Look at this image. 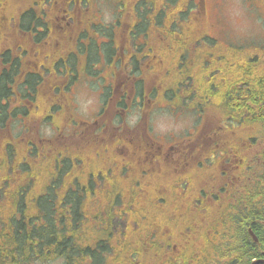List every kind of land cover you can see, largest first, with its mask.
Returning a JSON list of instances; mask_svg holds the SVG:
<instances>
[{"label":"trees","instance_id":"obj_1","mask_svg":"<svg viewBox=\"0 0 264 264\" xmlns=\"http://www.w3.org/2000/svg\"><path fill=\"white\" fill-rule=\"evenodd\" d=\"M11 3L14 7L21 5L22 0H12ZM2 5L3 0H0V10ZM14 16L20 29H25L26 24H32L37 18L34 9L32 11L25 9L20 14L14 13ZM8 22H10V18H8ZM31 34L35 40L40 39L38 37L39 32ZM0 37H4V35L0 34ZM257 54H254L252 60H248L250 56L242 54L235 64L228 66V69H236L240 71L238 78L252 81L254 89L250 91L253 92L255 98H260L262 101L264 100V55L259 59V57H256ZM54 63L58 70L61 68L63 72H66L68 80L71 82V77L73 76L71 68L64 61L56 60ZM53 69V67L48 66L47 70ZM249 70L252 71V74L248 73ZM12 74L10 73V76ZM38 76L42 75L38 72H31L26 75V78L30 79L33 84L37 82ZM7 78L8 76L5 75V79L0 84L2 93L6 91L4 88ZM24 84L31 85L27 82ZM38 96L39 94H36L32 98L31 103H37ZM238 108L239 106L237 105L229 108L227 117L233 118ZM247 112L244 111L245 114ZM249 117H252V120H256V133L261 134V136L255 137L251 143L250 149L254 153L247 157V165L250 173L258 170L256 175L259 176L264 174V171H259L260 167H264V109L252 111ZM42 119H46V117L43 116ZM228 121L230 120H224L222 124L227 127L226 122ZM212 133L213 136L206 138L207 142L203 149L200 147L194 148L191 141H186L184 142L186 144L185 149H182V152L178 154L182 155V161L186 162L188 166L197 167L200 172L206 174L212 180L211 185L213 186L218 183L216 178H211L210 176L218 177V167L208 163L206 155L214 147V141L210 142L209 140H214V136L218 134L216 125ZM126 136L125 134L123 135L124 138ZM115 143V141L112 142V146ZM34 150H36V147H34ZM199 150H204L202 156L198 154ZM113 154L114 156H119V153L114 150ZM51 160L52 156L48 159V162H51ZM63 164L68 165L70 161L65 159ZM120 169L125 172L126 166H120ZM235 170L241 171V175H246V172L241 167L240 171L239 169ZM135 171V175L131 176L125 186L116 185L111 189H83L78 187L71 190L70 185L64 181L62 182V179L59 181L60 186H58L56 180H53L47 187L51 189L58 186L57 190L55 189L58 194L61 190L79 193L80 200L85 205V212L86 205L94 204L96 210L90 214L86 213L88 219L96 224L94 234L91 236L85 235L80 228V234L76 237L70 226L66 224L69 218L64 216L61 220H55L54 215L57 212L54 210H52L53 215H50L49 211L47 212L45 217L47 225L36 228L38 224H41V216L36 217L37 220L35 221L37 222H32L31 218L27 220L26 211L20 205V211H16L15 214L20 213L22 215L21 219H16L18 218L16 216L13 218L6 216L4 220L5 223L10 225V232H12L10 234V245L14 246V252L8 254L10 263L20 264L23 261L28 262L33 259L35 254H38L42 260H46L48 256H62L66 259L67 264H74L75 259H86L88 256H94L96 264H200L201 260H198L197 256H195V252L199 247L191 246L189 248V245L195 239L190 238L188 234L191 232L199 233L206 224L214 225L222 233L221 236L209 243V247L225 250L233 239L238 244L249 245L244 249L246 253L244 254L245 260L251 262L260 256L259 248L250 239L247 228L252 227L256 234L261 236V242L264 245V236L261 235L263 228L260 223H255L260 218L264 219V209H257L259 204L264 201V194H261L262 199L255 204V208L245 202L237 207H234L233 204L225 205L223 202L225 207L221 206L220 211L218 204L222 195L201 190L199 185L197 186L196 181L190 187L182 184L175 188L174 191L161 185H154L150 189L152 184L150 173L145 174L144 169L141 167V177L139 178L137 176L138 169L135 168ZM26 174L28 177L32 174V167L26 171ZM14 178H18V175L10 171V168L7 167L0 157V197L9 199L34 197L31 194H21L12 185ZM104 178L107 180L106 177ZM173 180L174 182L178 180L192 182V178L186 173L176 176ZM160 181H163V179H160ZM247 186L250 187L253 184L248 183ZM242 187L247 188L245 184ZM58 188H61V190H58ZM179 190H181V193H178ZM226 193L229 197L232 196L229 189H227ZM37 197L44 198L45 196L38 195ZM68 197H73V195ZM252 199L251 196H248L245 200ZM69 201L75 214H77L79 209L76 211L75 205L78 203L79 208V200L74 197ZM42 203H44L43 200ZM50 203L54 205L52 202ZM38 205L41 206V204ZM47 206L50 207V205ZM80 207L83 208L81 203ZM4 208V206L0 205V215L7 214ZM78 221L79 224L87 223L83 213L80 214ZM0 224H3L1 219ZM7 230L8 228L5 227L0 231L1 240L3 236L8 237L9 231ZM226 231H229L231 236L226 235ZM234 233L236 235L233 238ZM201 237L199 234V238ZM77 240L79 243H77ZM88 241L94 246H100V250L86 252L85 245H87ZM175 244L176 248H174ZM1 252L6 253L5 251ZM239 254L243 255L242 251ZM4 257L5 255L0 254V260H3ZM19 258H23V260H18ZM189 258H193L195 263H191Z\"/></svg>","mask_w":264,"mask_h":264},{"label":"flooded vegetation","instance_id":"obj_2","mask_svg":"<svg viewBox=\"0 0 264 264\" xmlns=\"http://www.w3.org/2000/svg\"><path fill=\"white\" fill-rule=\"evenodd\" d=\"M56 0H43L42 2H45V6H42L41 8V15L40 18L44 21L43 25L40 26L38 29L40 34H42L43 37H39V40H35L34 38L30 39H24L23 41H19L14 39L13 37L5 36L9 32L5 31V26H2L0 28V34L4 35V37H0V84L2 83L3 79H5V75L8 76L7 82L5 84V92L2 93L0 89V146L7 148L10 143V137L7 133L8 128L10 129V124L13 120H21L25 121L28 124H31L32 122H35L32 118V111L31 109H37L38 108V101L37 103H31L32 98L36 94H40V91L42 89L41 83L42 81L39 79L40 76H38V80L34 85V92H30V87L32 85L24 84V87L21 91H17V95L15 97L16 100H20L21 102H10V99H14V95L10 96V88L11 92L14 91L16 88L17 82H23V83H29L32 84V81L28 78H26V75L31 72H38L41 75L49 76V77H56L58 81V86L55 88V92L66 95V91L70 88L72 83H75V78H78L75 76L74 71L71 70L73 76L71 77V82L68 80L66 72L60 68L58 70L56 68V64L54 63L56 60L59 61H66L69 62V55L71 54L70 49L72 48V40L71 43L67 42L68 34L71 30L75 29L74 25H67L64 27L63 31L58 30L53 24H49V18L48 13L46 12V6L53 3ZM89 0H79L81 5L84 6V2ZM162 0H125L124 1V15L123 18L126 22V24H130L128 29V41L130 42V49L126 50V53L121 56L119 54V48H112L114 45V40L116 35H121L119 32H115L113 30V44L108 49V54H103L102 56L106 57V64L109 67H113L112 74L110 79L114 77V71L118 68V65L123 60L125 62H128L129 66L133 68V71L140 70L141 75L136 76L135 74H130L129 69L127 70V74L125 79L129 83V86L127 88V91L125 92L126 97L129 96L132 97L133 105H137V109H142V105L139 103V101L143 100L146 92H145V86H140L141 81H145L146 78H153L158 76V69L157 65L149 64L147 63L146 68H143L140 66V61L145 56L144 51L141 49H137L133 41L132 32H134L137 27L146 20H149V24L152 25L153 28V36L159 37L163 35V32L166 33V30L173 28L174 23L176 21V17L180 16L182 12L185 11L184 7L179 6L181 0H176L173 7H169L167 10L164 11V17L161 21V23L158 20V15L160 13L159 9L160 7L154 5L156 2H159ZM35 4L41 3V0H35ZM61 4H67L70 8L73 7L74 4H76V0H61ZM133 3V4H132ZM147 3H153V5H148ZM132 4V5H131ZM141 4V5H139ZM190 1L186 4L189 8ZM3 6H10V8L13 7L12 3L3 2ZM3 10V9H2ZM198 14H201L200 16ZM204 12L201 10V6L198 3L197 10L194 14H192L191 17H189L187 22V27L189 28V22L192 19H197L200 22V25L204 24L203 22V16ZM198 15V16H196ZM37 17V16H36ZM182 19V18H181ZM15 22L13 21L12 24ZM12 24L10 25V28L8 30L10 31V34L12 35L14 30L12 29ZM161 24V25H160ZM16 25V23H15ZM30 25H33L30 24ZM32 30V28H30ZM36 32V31H35ZM85 35V31L82 32L79 36ZM79 36L76 38L78 39ZM109 38V37H108ZM111 43V42H108ZM124 45V41L122 42ZM191 49L199 53L198 50H196V47L193 45L191 46ZM234 52V50H232ZM13 53H22V55L19 56L20 60L12 59ZM236 54V52H234ZM41 55H43L46 58L45 64H40V58ZM151 58V56H147ZM225 58V61L227 63H230L231 60L228 59V57L225 55L223 56ZM199 58L202 60V62L206 63L207 61H211V58H206V55L199 56ZM48 66L53 67V70L48 71ZM208 66V65H206ZM10 73H13L10 76ZM248 73L252 74V71H249ZM194 77L197 78L196 73L193 74ZM11 77V81H10ZM203 77L207 78V74L203 75ZM198 79V78H197ZM199 80V79H198ZM208 80L210 81L209 88L212 92L216 94V96H219L220 98L224 99L226 102V105H229L231 107L239 106L237 115H239V111L246 109L247 115L252 112L255 109H264V100L261 101L260 98H255L254 94L251 90V87L248 86V82L244 79L242 81L244 82V85H241L238 83L240 80L239 78L233 79L228 81V78L220 74L217 77L213 79V74L208 75ZM118 80L115 82V92L111 95L109 101L106 103L108 104L110 100H115L116 105L112 107L115 111L120 110V98L119 93L116 91ZM202 84V83H201ZM147 92H151V87H147ZM206 88V84H202V89ZM111 94L110 86L108 87V92L106 96L105 102L108 100L109 95ZM20 95V97H18ZM200 96L204 99V105H206L209 101L212 100V98H208L207 91L203 90L200 92ZM39 98V96H38ZM104 102V103H105ZM236 103V104H235ZM57 104V103H56ZM60 110V105L57 104ZM15 111H17L15 113ZM106 111L105 108H103L102 112L97 117V124L94 123H84L81 125V122L78 120H73L70 125L73 127V135L76 138L86 139L90 136V132L94 129V125L98 126L101 123V119L105 115ZM73 116V115H72ZM119 119H121L119 117ZM241 119V117H239ZM122 120V119H121ZM217 119L214 121L217 123ZM143 121L140 119V121L137 123L135 127V134L131 137L126 136L123 137V132L121 131V127L124 125H117L113 126L112 133L110 140L111 142H116L113 146L111 143L112 150L117 151L119 153V156H115V159L113 163L118 162L117 168H120V166H123L126 164L127 157H130L133 161V166L127 167L125 172L121 169V176L125 180H130L131 176L129 174L133 172V175H135L136 171L135 168L138 169V173L141 171V167L144 169L145 174L150 173L151 176V183L153 184V179L156 177H162L164 182L161 185H179L184 184V181H181L180 183L174 182V174L179 173L178 176L185 173V167L188 165L186 162L182 161V155H179V152H182V149H185L186 144H172L169 150L166 151H160L155 145H153V141H149L145 139V136H148L146 131V128H143L142 123ZM24 137L22 138L24 148L28 150V152L32 153L34 151L35 145L38 144L39 141L36 140L34 137V133L31 131V129H26L23 131ZM9 136V137H5ZM213 134H201L197 140L196 145L203 149L204 145L207 142V137H211ZM250 140V137L248 138V141ZM211 141H215L217 147H222L226 149V154L223 155V160L225 164V169L221 172L223 177L226 179V183L228 185H234L237 187L236 192L232 191V196L229 197V195L225 192L222 193V198L219 200L218 208L221 211V205L223 200L226 201V204L234 205V207L239 206L241 203H247L252 207H256L254 203V193L249 191L248 188H238L237 184L240 180L243 181V179H246L245 175H241L240 171V162L238 160L239 154L238 150L236 149V146L231 144V141L229 140V137L222 136L217 134V136H214V140L210 139ZM141 142V147L144 151V154L142 155H133L130 153H127L126 150L129 148H135V146ZM42 148H46V144H40ZM53 146V144H49V146ZM245 145V143H244ZM231 146V147H230ZM129 147V148H128ZM174 148V149H173ZM49 150H51V147H48ZM199 155L202 156L204 154V150L198 151ZM128 154V155H127ZM231 157H230V156ZM184 159L186 161V158L184 156ZM215 164H218V162H215ZM222 166V165H221ZM149 168V169H148ZM235 169H239L240 172L236 171ZM153 171V172H151ZM86 173L85 169L83 168L80 172L81 177L77 180H74L70 185V189H76L78 187H81L83 189H107L106 181H91L93 174H88V181L82 182V176ZM212 180L207 177L206 174L199 172V185L201 190H206L211 193L220 194V188L218 187V184L211 185ZM126 184L122 182V186H125ZM244 185V183H243ZM247 185V184H246ZM245 185V186H246ZM187 187V185H186ZM57 187L48 188L45 187L43 190L44 198H37L36 202L40 203L41 206L38 208L41 219L40 221H44L46 226L45 217L47 215L48 211L54 210L57 213L54 215V218L56 220H61L64 216L66 218H69L67 223L71 231H73L74 235L77 237L80 234V228L81 232H83L85 235H93L94 234V228L95 223L91 222L87 214H90L96 210L94 204H88L86 205V212H85V205L80 200L79 193L74 192H68L62 191L61 188H58V190H61L60 193H56L55 189ZM57 190V189H56ZM221 191H223L221 189ZM68 192V193H67ZM69 195H73V197H68ZM221 195V194H220ZM248 196H251L252 200H245ZM76 197L79 200V208L78 203L75 205V210L77 211L79 209V212L75 214L74 209L72 208V205L70 204V201L72 198ZM42 200L44 203H42ZM21 201V199H19ZM50 202H52L54 205H52ZM0 203L7 206L6 212L7 214L4 215V217L8 216L10 218V204L11 199H2L0 198ZM80 203L83 205V208L80 207ZM47 205H51L52 207H48ZM59 205V206H55ZM77 206V207H76ZM223 206V205H222ZM224 207V206H223ZM257 209H264V201L261 206H259ZM18 210V208H17ZM66 211V213H64ZM85 216L86 224L82 223L79 224L78 218L80 214ZM87 213V214H86ZM18 218L21 217L20 214L16 215ZM263 219V218H262ZM203 220V217H202ZM10 221V220H9ZM264 222V221H263ZM63 227V226H62ZM67 227V226H64ZM68 228V227H67ZM199 234L202 236L199 238ZM221 232L211 224H206L201 228L199 233H189L188 236L192 239H195L194 242H192L189 245V248L191 246H198L199 249L195 252V256H197L198 260L200 261V264H217V260H220V264H238L239 259V253L242 251V264H247L244 260V249L249 246L248 244L244 243H236L232 239V243L230 247L224 249L215 247H209V243L211 241H214L219 236H221ZM229 234H231L229 232ZM236 235V233L233 234V238ZM261 235L264 236V226L261 232ZM8 237L10 239V232L8 233ZM260 240H261V236ZM262 241V240H261ZM77 243L78 240H77ZM0 246H4V243L1 241ZM260 246H263L262 242H260ZM264 247V246H263ZM174 248H176V244L174 245ZM170 249V248H169ZM94 250H100V246H94L89 241L87 242V245H85V251L91 252ZM1 251L7 252H14V246L12 245L10 247V243L8 245V249H2ZM79 251V250H78ZM264 251V249L262 250ZM80 252V251H79ZM0 254H3L1 252ZM92 259L93 256H88ZM5 259L7 260L4 264H10V257L8 255H5ZM189 261L191 263H195V260L193 258H189ZM264 263V262H262ZM2 264V263H0ZM75 264H78L77 262Z\"/></svg>","mask_w":264,"mask_h":264},{"label":"rangeland","instance_id":"obj_3","mask_svg":"<svg viewBox=\"0 0 264 264\" xmlns=\"http://www.w3.org/2000/svg\"><path fill=\"white\" fill-rule=\"evenodd\" d=\"M61 0H56L53 3L46 6V12L48 13L49 24H53L58 30L63 31L64 27L67 25H74L75 29L71 30L68 34L67 42H73V50L75 48L76 38L84 31H90L91 24L97 22L93 25L95 30L99 33L102 31L103 27L98 23L100 21L106 22V24H112L115 32H119L124 38V45H119V54L123 56L126 50L130 49V42L128 41V29L130 24H126L123 15L124 8L122 6V0H89L85 1L84 6L81 5L79 0H76V4L72 8L67 4H61ZM201 6V10L204 12L203 22L204 28L203 33L210 36V38L215 37L221 39L223 42H247L248 44L262 45L264 48V0H197ZM45 6V2L41 5ZM108 8H112L113 12L110 16L106 15ZM107 16V18H106ZM106 18V19H105ZM105 19V20H104ZM44 21L41 20L38 26L43 25ZM37 26V27H38ZM12 29L17 33L20 38H29L30 36L25 35L17 30V27L12 24ZM28 31V30H27ZM147 28L136 29L132 32L133 39H145L147 37ZM88 40L86 35L78 38L79 45L77 50L80 52L84 51L83 42ZM103 39L98 40V45H101ZM108 49L111 47L112 43H108ZM137 49L144 51L148 49L144 43L139 46H134ZM95 57L98 60L91 67V75L84 76L80 81L71 87V90L67 92L66 95H62L55 92V88L58 86V81L56 77H45L44 84L39 94L38 98V108L33 112L32 118L37 120L46 113L47 108L54 103L60 105V111L54 116L50 124H42L39 126L38 123L32 122L31 126L34 129L40 131L41 138H53L55 144L61 148V153L65 156L71 157L73 160L80 159L81 167H84L86 173L94 172L97 174L102 171L108 174V162L105 158L100 156L95 150L94 146L105 140H109L112 133L113 126L126 125L127 127L133 126L138 123L141 118L143 120V128L151 131V134L157 135L155 139L151 136H145V139L153 141L160 151L169 150L173 139L169 137L174 135V138L184 133L188 137H198L199 132L195 130L199 127L198 116L195 114L199 113V109L188 112H179L177 115H173V111L181 107L172 98L167 99L163 95H158L155 98L150 96L151 93L145 91L149 96L148 99L139 111L137 105H133L132 97H126L125 92L129 86L125 77L127 70L129 69L130 74H135L136 76L141 75V71H133L131 65L128 62L121 61L118 68L114 71V77L110 79L113 67L102 65L99 62V55L96 52ZM189 58V56H185ZM149 57L145 56L140 61V66L147 65ZM46 58L41 55L40 64H45ZM264 62V61H263ZM169 73L174 74V69L169 68ZM185 76L180 78L181 82H184ZM118 80L116 91L119 93L120 98V110L115 111L112 109L116 105L115 100H110L106 104L111 95L115 92V82ZM163 81L164 87L171 85L173 79L164 75L153 78L145 77V87L158 86L159 81ZM190 83H188L189 85ZM110 86L111 94L106 100L108 87ZM30 92H34V86L30 87ZM169 97V96H168ZM177 99L183 100L182 107L193 108L189 106L188 96L179 97L175 96ZM105 102V103H104ZM154 107L155 109L151 112V116L147 113ZM105 108V115L101 119L100 125H94V129L90 132V136L86 139L76 138L73 135V127L70 123L75 119L84 123H94L97 124V117ZM216 113V112H215ZM73 115V116H72ZM216 118L217 116L213 114ZM119 117L122 119H119ZM25 121H18L16 128L19 129L26 125ZM257 126V125H256ZM255 122L248 124V127L252 132H256ZM214 128V124L205 125V128ZM228 133L234 132L233 126L227 127ZM10 136V129L8 128L7 133ZM5 136V137H9ZM164 136V137H163ZM141 142L138 143L135 148H129L127 153L135 154L137 156L144 154L141 147ZM90 152H88V150ZM174 149V148H173ZM247 156L246 154H243ZM220 163H223V159H219ZM40 165V164H37ZM45 166V165H44ZM225 169V164H223L218 170V174ZM259 171H264V167H260ZM109 175V174H108ZM133 172L129 174L132 176ZM140 178L141 173H137ZM264 176V175H263ZM211 178H216L218 187L220 185H225L229 188L227 181L223 176H210ZM21 178V177H20ZM108 180L111 181L112 177L109 175ZM38 181V180H37ZM32 188L38 189V184L33 181ZM123 183H128V180L123 181ZM262 194H264V178L262 179ZM262 197L261 195L258 198ZM261 199V198H260ZM263 201V200H262ZM259 204V206H261ZM254 219V218H253ZM255 221V220H253ZM256 224L259 221H255ZM226 235L231 236L229 231L225 232ZM33 264H60L58 261L54 262H40L35 261Z\"/></svg>","mask_w":264,"mask_h":264},{"label":"water","instance_id":"obj_4","mask_svg":"<svg viewBox=\"0 0 264 264\" xmlns=\"http://www.w3.org/2000/svg\"><path fill=\"white\" fill-rule=\"evenodd\" d=\"M252 235H253V237H254V238L257 240V237H256V235H255V234H253V233H252ZM253 264H254V263H253Z\"/></svg>","mask_w":264,"mask_h":264}]
</instances>
